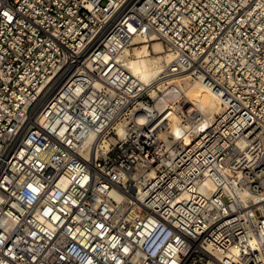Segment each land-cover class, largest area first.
Returning <instances> with one entry per match:
<instances>
[{"label":"built area","instance_id":"built-area-1","mask_svg":"<svg viewBox=\"0 0 264 264\" xmlns=\"http://www.w3.org/2000/svg\"><path fill=\"white\" fill-rule=\"evenodd\" d=\"M0 264H264V0H0Z\"/></svg>","mask_w":264,"mask_h":264},{"label":"bare ground","instance_id":"bare-ground-1","mask_svg":"<svg viewBox=\"0 0 264 264\" xmlns=\"http://www.w3.org/2000/svg\"><path fill=\"white\" fill-rule=\"evenodd\" d=\"M132 45L131 49L125 48L117 57L131 75L145 84L155 81L163 67L173 58V54L164 49L161 41L153 33L148 37L135 36ZM184 86L188 99L195 104L196 110L205 114L207 118H212L220 111L217 97L204 88L202 83L185 81Z\"/></svg>","mask_w":264,"mask_h":264},{"label":"rangeland","instance_id":"rangeland-1","mask_svg":"<svg viewBox=\"0 0 264 264\" xmlns=\"http://www.w3.org/2000/svg\"><path fill=\"white\" fill-rule=\"evenodd\" d=\"M133 45H134V44H133ZM133 45H132V46H133ZM132 46L130 47V49L132 48ZM163 47H164V46H163ZM164 49H165V48H164Z\"/></svg>","mask_w":264,"mask_h":264}]
</instances>
